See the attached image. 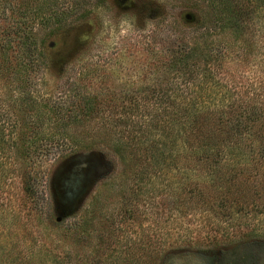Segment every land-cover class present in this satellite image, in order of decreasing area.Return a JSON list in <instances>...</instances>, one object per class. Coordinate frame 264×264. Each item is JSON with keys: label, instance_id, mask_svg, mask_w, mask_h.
Instances as JSON below:
<instances>
[{"label": "rangeland", "instance_id": "374dc122", "mask_svg": "<svg viewBox=\"0 0 264 264\" xmlns=\"http://www.w3.org/2000/svg\"><path fill=\"white\" fill-rule=\"evenodd\" d=\"M98 3L90 0L84 19L47 38L39 93L94 98L97 112L66 128L74 146L45 166L35 200L14 173L1 185L0 264H264V163L244 155L245 164L236 167L240 188L253 185V198L258 195L244 224H235V213L229 225H205L200 213L176 211V153L170 150L161 163L146 143L148 134L143 144L131 141V122L143 121L122 113L137 102L144 119L155 115V98L143 97L172 87L169 48L178 45L195 50L200 69L204 60L210 63L206 68L216 74L226 100L264 104V23L250 24L239 36L198 27L202 9L192 1Z\"/></svg>", "mask_w": 264, "mask_h": 264}, {"label": "trees", "instance_id": "16d2710c", "mask_svg": "<svg viewBox=\"0 0 264 264\" xmlns=\"http://www.w3.org/2000/svg\"><path fill=\"white\" fill-rule=\"evenodd\" d=\"M66 1H71L70 5L62 0H0V187L14 173L24 194L33 200L45 166L72 148L66 128L97 112L94 98L76 94L39 96L47 66V38L84 19L83 9L90 0ZM187 1L202 9L200 28L246 36L250 24L264 23V0ZM169 52L174 71L170 80L174 84L153 89L150 97H143L155 98V115L151 117L146 111L148 118L144 119L138 113L141 106L137 102L122 108L123 116L130 119L135 113L143 121L131 122L135 128L130 133L131 141L143 144L141 138L148 134L146 143L158 152L161 163L168 160L170 150L176 153L173 199L179 214V209L200 213L205 225L219 228L229 225L239 213L235 224L241 226L243 214L254 206L258 195L253 198L257 194L251 190L253 185L240 188L241 169L236 167L244 165L245 159L264 163V104L256 99L226 100L216 74L206 68L210 63L204 60L205 67L200 69L194 49L178 45ZM215 54L220 58L221 50ZM122 121L128 124V120ZM45 127L51 132H45ZM157 134V140L151 139ZM171 137L174 140H169ZM12 153V163L6 170L4 162ZM244 155L245 159L240 160ZM22 161L26 162L23 170ZM259 199L264 207V195ZM34 205L40 213L38 202Z\"/></svg>", "mask_w": 264, "mask_h": 264}]
</instances>
